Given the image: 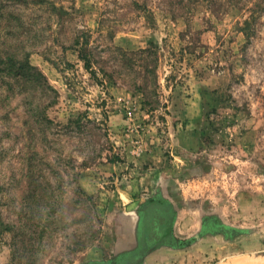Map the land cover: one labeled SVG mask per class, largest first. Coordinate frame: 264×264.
Returning <instances> with one entry per match:
<instances>
[{
    "label": "rangeland",
    "instance_id": "rangeland-1",
    "mask_svg": "<svg viewBox=\"0 0 264 264\" xmlns=\"http://www.w3.org/2000/svg\"><path fill=\"white\" fill-rule=\"evenodd\" d=\"M0 66V264L264 258V0H0Z\"/></svg>",
    "mask_w": 264,
    "mask_h": 264
},
{
    "label": "trees",
    "instance_id": "trees-1",
    "mask_svg": "<svg viewBox=\"0 0 264 264\" xmlns=\"http://www.w3.org/2000/svg\"><path fill=\"white\" fill-rule=\"evenodd\" d=\"M42 1L45 2V0H42ZM80 53H81L80 56L85 60L86 67L89 69L91 67V60H90V58L88 56V53L85 52V49H83V51H81ZM13 58H15V57L11 53L8 54V59H6V61H5L6 62V66H4V69H7L8 66L10 67V69L14 68L13 66H15V63H14L15 61L13 60ZM3 62H4V60H2V63ZM21 68L25 69V68H28V67H25V65H24ZM166 213L167 212H164V211L162 212L163 216H161V218L158 220V222L162 221L160 223H163L168 218ZM169 219H171L170 216H169L168 220ZM160 223L157 226V228H158L157 232H155L153 235L147 236L145 238V240H147L150 244L151 243L156 244V245H153L154 247H156L157 245H161V244H165V243L170 242L169 237H171V233L168 230H162L160 228ZM172 240H173V238H172ZM138 249H139V251H144L143 255H145L146 253H148L150 251V249L145 248L143 245L139 246ZM141 254H142V252H141ZM95 264H98V263H95Z\"/></svg>",
    "mask_w": 264,
    "mask_h": 264
},
{
    "label": "crops",
    "instance_id": "crops-1",
    "mask_svg": "<svg viewBox=\"0 0 264 264\" xmlns=\"http://www.w3.org/2000/svg\"><path fill=\"white\" fill-rule=\"evenodd\" d=\"M160 219V218H159ZM162 222V221H159L156 223V225L159 223ZM215 225H216V229L215 231H212V233H203L201 234L202 237L206 236L207 235H212V236H219V237H223V232L224 230L221 231V229L219 228V225H222L223 224V221H222V224L221 222H219V218L217 217V220L214 222ZM163 223H160V226L162 225ZM192 240V239H191ZM178 249L176 247H173V246H170V245H166V244H161V245H157L156 247L152 248L148 253H146L145 255L142 256L141 259H139L136 263L134 264H161L160 262H158V258H160V255H162L163 252H165L166 250L168 249ZM136 250H133L131 251L130 253H136L135 252ZM167 252V251H166ZM163 264V263H162ZM220 264V263H218ZM223 264H234V260L232 262H228V263H223Z\"/></svg>",
    "mask_w": 264,
    "mask_h": 264
},
{
    "label": "bare ground",
    "instance_id": "bare-ground-1",
    "mask_svg": "<svg viewBox=\"0 0 264 264\" xmlns=\"http://www.w3.org/2000/svg\"><path fill=\"white\" fill-rule=\"evenodd\" d=\"M259 256L260 255L258 254L257 257H254V258H252V257L249 258V256L248 257L235 258L234 264H264V258H262V256L261 257H259Z\"/></svg>",
    "mask_w": 264,
    "mask_h": 264
}]
</instances>
